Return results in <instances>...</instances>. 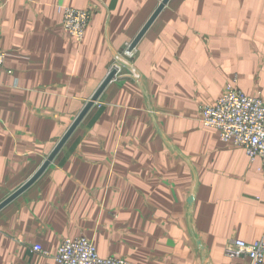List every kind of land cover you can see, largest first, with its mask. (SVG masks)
<instances>
[{
	"label": "crops",
	"instance_id": "obj_1",
	"mask_svg": "<svg viewBox=\"0 0 264 264\" xmlns=\"http://www.w3.org/2000/svg\"><path fill=\"white\" fill-rule=\"evenodd\" d=\"M161 1L0 0V192L39 168L123 63L0 210V264H57L31 246L54 254L78 236L132 264H248L226 241H264L260 159L201 122L234 79L264 99V0H168L123 61ZM59 3L92 10L82 40Z\"/></svg>",
	"mask_w": 264,
	"mask_h": 264
},
{
	"label": "built area",
	"instance_id": "obj_2",
	"mask_svg": "<svg viewBox=\"0 0 264 264\" xmlns=\"http://www.w3.org/2000/svg\"><path fill=\"white\" fill-rule=\"evenodd\" d=\"M57 9L61 12L64 31L75 40H82L92 10L74 8L63 3L57 4ZM6 55L0 49V71ZM135 55V47L130 48V45L120 54L123 61H129ZM122 68V61L117 60L112 63L109 72L114 71L113 78H116L121 76ZM235 82L234 79L225 84L214 104L202 106L201 122L216 129L222 142L242 147L251 162L259 158L264 168V99L244 94ZM31 249L52 257L57 264H132L121 257H101L93 242L84 236L62 239L54 254H49L39 244H33ZM223 254L230 258H248V264H263L264 241L248 243L232 237L226 241Z\"/></svg>",
	"mask_w": 264,
	"mask_h": 264
},
{
	"label": "water",
	"instance_id": "obj_3",
	"mask_svg": "<svg viewBox=\"0 0 264 264\" xmlns=\"http://www.w3.org/2000/svg\"><path fill=\"white\" fill-rule=\"evenodd\" d=\"M168 0H162L154 13L150 16V18L147 20V22L144 24L142 29L139 31V33L136 35L132 43L130 44V48L135 47L136 43L140 39V37L143 35V33L146 31V29L149 27V25L152 23V21L155 19V17L158 15L162 7L165 5V3ZM114 76V71H111L107 74L106 78L103 80V82L99 85L97 90L94 92V94L91 96V98L88 100L84 108L81 110V112L78 114V116L75 118V120L72 122V124L69 126V128L66 130V132L61 136V138L58 140L54 148L51 150V152L47 155L43 163L39 166V168L23 183L21 186H19L16 190L11 192L8 196H6L3 200L0 201V210L7 205L9 202H11L13 199H15L18 195H20L22 192H24L32 183H34L39 176L44 172V170L47 168V166L50 164V162L53 160L55 155L58 153V151L61 149L63 144L66 142L68 137L71 135V133L74 131V129L77 127V125L80 123L82 118L85 116L87 111L91 108L93 103L96 101L100 93L103 91V89L106 87V85L111 81V79Z\"/></svg>",
	"mask_w": 264,
	"mask_h": 264
},
{
	"label": "rangeland",
	"instance_id": "obj_4",
	"mask_svg": "<svg viewBox=\"0 0 264 264\" xmlns=\"http://www.w3.org/2000/svg\"><path fill=\"white\" fill-rule=\"evenodd\" d=\"M109 73V72H108ZM113 79V78H112ZM111 79V80H112ZM6 195H8V193L7 192H0V200L3 198V197H5Z\"/></svg>",
	"mask_w": 264,
	"mask_h": 264
}]
</instances>
